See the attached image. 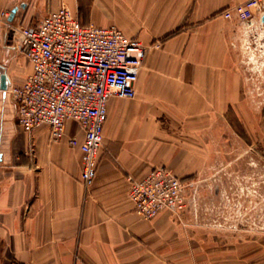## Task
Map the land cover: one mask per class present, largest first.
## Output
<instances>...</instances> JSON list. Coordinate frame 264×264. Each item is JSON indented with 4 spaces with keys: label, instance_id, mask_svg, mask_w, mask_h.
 Masks as SVG:
<instances>
[{
    "label": "crops",
    "instance_id": "obj_1",
    "mask_svg": "<svg viewBox=\"0 0 264 264\" xmlns=\"http://www.w3.org/2000/svg\"><path fill=\"white\" fill-rule=\"evenodd\" d=\"M245 0H0L18 7L13 25H32L68 6L83 23L117 25L147 47L133 98L112 96L93 184L81 181L84 131L69 119L25 130L8 88L33 70L6 27L0 85V264H264V244L220 240L184 214L144 218L129 176L157 166L201 178L213 166L216 122L245 101L236 20L222 11ZM9 12V14H10ZM11 21V20H10ZM238 21V20H237ZM216 126V127H215Z\"/></svg>",
    "mask_w": 264,
    "mask_h": 264
},
{
    "label": "built area",
    "instance_id": "obj_2",
    "mask_svg": "<svg viewBox=\"0 0 264 264\" xmlns=\"http://www.w3.org/2000/svg\"><path fill=\"white\" fill-rule=\"evenodd\" d=\"M263 6L264 0H245L222 14L253 24ZM0 16L17 34L22 53L33 65L24 81L8 88L17 103L18 123L27 131L46 124L51 139L59 140L67 120L77 121L84 138L80 142L71 137L69 142L82 151L81 181L90 187L97 173L108 100L136 95L147 47L117 25L83 23L66 5L32 25H13L8 11ZM128 179L129 196L144 218L165 209L183 214L190 190L196 191L193 179L179 177L166 166L153 168L141 179Z\"/></svg>",
    "mask_w": 264,
    "mask_h": 264
},
{
    "label": "rangeland",
    "instance_id": "obj_3",
    "mask_svg": "<svg viewBox=\"0 0 264 264\" xmlns=\"http://www.w3.org/2000/svg\"><path fill=\"white\" fill-rule=\"evenodd\" d=\"M235 20L236 50L247 79L245 101L228 120L215 123L213 167L195 179L196 191L190 190L183 214L220 240L234 236L254 246L258 238L264 244V6L253 24ZM6 27L0 16V61L6 55Z\"/></svg>",
    "mask_w": 264,
    "mask_h": 264
},
{
    "label": "water",
    "instance_id": "obj_4",
    "mask_svg": "<svg viewBox=\"0 0 264 264\" xmlns=\"http://www.w3.org/2000/svg\"><path fill=\"white\" fill-rule=\"evenodd\" d=\"M17 10H18V7H15L11 10L9 17H8L9 20L12 21L15 18ZM0 85L2 88H6L8 85V78L5 73L1 74Z\"/></svg>",
    "mask_w": 264,
    "mask_h": 264
}]
</instances>
